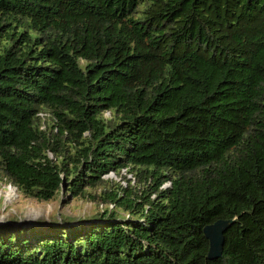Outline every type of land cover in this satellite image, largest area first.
Here are the masks:
<instances>
[{
	"label": "trees",
	"instance_id": "16d2710c",
	"mask_svg": "<svg viewBox=\"0 0 264 264\" xmlns=\"http://www.w3.org/2000/svg\"><path fill=\"white\" fill-rule=\"evenodd\" d=\"M0 173L98 197L0 224V264H264V0H0Z\"/></svg>",
	"mask_w": 264,
	"mask_h": 264
},
{
	"label": "rangeland",
	"instance_id": "374dc122",
	"mask_svg": "<svg viewBox=\"0 0 264 264\" xmlns=\"http://www.w3.org/2000/svg\"><path fill=\"white\" fill-rule=\"evenodd\" d=\"M105 115H108L107 110L104 111ZM125 178H129V182L138 183L136 177L130 171L122 172ZM116 178V174H114ZM122 183V182H121ZM126 181L123 178L122 185H125ZM136 189L139 185H135ZM12 188V189H11ZM8 189L9 195L6 196ZM96 188L95 191H98ZM96 198H88L81 196H70L69 194H63L58 192L54 198L49 200H37L32 197H28L20 193L15 186L11 185L4 179L0 173V224L9 222L16 227H32V226H45L48 222L56 221L63 222L61 219L69 220L68 223L85 221L81 218H89L97 210ZM118 214H124L122 209H118ZM67 217V218H66Z\"/></svg>",
	"mask_w": 264,
	"mask_h": 264
},
{
	"label": "water",
	"instance_id": "95a60500",
	"mask_svg": "<svg viewBox=\"0 0 264 264\" xmlns=\"http://www.w3.org/2000/svg\"><path fill=\"white\" fill-rule=\"evenodd\" d=\"M231 219L216 218L215 220L205 223L201 230L207 239L206 258L214 259L221 254L223 247V231Z\"/></svg>",
	"mask_w": 264,
	"mask_h": 264
},
{
	"label": "built area",
	"instance_id": "2783aa9c",
	"mask_svg": "<svg viewBox=\"0 0 264 264\" xmlns=\"http://www.w3.org/2000/svg\"><path fill=\"white\" fill-rule=\"evenodd\" d=\"M124 171H125V169H124V168H121L120 173H122V172H124ZM102 176H103V177H110V178L115 177V175H114V173H113L112 171H108V172L104 173ZM118 178H119V176H116L115 179H118ZM121 182H123V181H121ZM166 184H168V183H167V182H163V183L161 184V186L163 187V186H165ZM109 206H111V204H109Z\"/></svg>",
	"mask_w": 264,
	"mask_h": 264
},
{
	"label": "bare ground",
	"instance_id": "6f19581e",
	"mask_svg": "<svg viewBox=\"0 0 264 264\" xmlns=\"http://www.w3.org/2000/svg\"><path fill=\"white\" fill-rule=\"evenodd\" d=\"M11 189H12V188H11ZM11 189H8L6 196L9 195V191H10Z\"/></svg>",
	"mask_w": 264,
	"mask_h": 264
}]
</instances>
